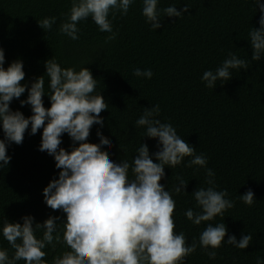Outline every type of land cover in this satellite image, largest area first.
I'll return each mask as SVG.
<instances>
[{
    "label": "trees",
    "instance_id": "1",
    "mask_svg": "<svg viewBox=\"0 0 264 264\" xmlns=\"http://www.w3.org/2000/svg\"><path fill=\"white\" fill-rule=\"evenodd\" d=\"M264 2V0H262ZM176 4L180 10L189 4L183 18L164 17L162 27L149 30L140 14V5L128 16L117 14L112 21L115 41L105 43L107 33L98 31L89 18L82 21L80 39L73 41L58 32L62 14L70 7V0H0V48L4 50L7 66L14 60L23 62L25 80L30 83L45 72L44 62L54 58L61 67L82 63L97 79L96 91L108 104L102 113L103 135L112 143L110 159L131 162L135 150L146 143L150 154L157 151L156 140L143 137L144 129L135 127V120L144 109L159 104L162 122H170L178 134L197 154L208 158V167L215 172L219 189H227L235 207L225 212L224 220L217 216L213 223L224 222L228 234H253V243L245 250L230 245L217 250L214 261L197 249L185 264H255L257 255L264 256V59L252 62L248 70L234 71L233 77L213 90L201 82L205 70L215 69L229 52L250 59L248 30L256 23L253 7L244 0H161L160 7ZM56 16L51 32L42 30L37 21ZM134 68L151 69V79L136 78ZM45 89L47 91V78ZM26 92L20 99H26ZM49 107L48 97H43ZM10 108L30 116V106L21 107L14 99ZM41 130L35 135L26 131L20 145L7 148L11 157L7 167L0 169V225L5 218L21 222L23 215H32L42 223L49 215L64 214L44 203L42 189L53 178H58L54 158L38 151ZM96 126L89 142L97 143ZM3 132L0 130V139ZM71 140L64 134L60 147L70 150ZM190 158H185L187 161ZM153 162H156L153 160ZM189 181L185 191L175 194L176 176ZM131 178V176H130ZM204 169L185 167L165 168L160 181L173 193L175 231H183L190 243L198 238L204 224L195 226L184 216V211L195 207L191 193L204 185ZM254 192L257 202L249 207L239 200L247 190ZM39 236L40 233H37ZM227 239V235L225 237ZM0 247L9 248L0 236ZM51 261L60 251L46 249ZM18 264H24L21 260Z\"/></svg>",
    "mask_w": 264,
    "mask_h": 264
},
{
    "label": "clouds",
    "instance_id": "2",
    "mask_svg": "<svg viewBox=\"0 0 264 264\" xmlns=\"http://www.w3.org/2000/svg\"><path fill=\"white\" fill-rule=\"evenodd\" d=\"M250 2L254 15L257 10L260 13L258 27L251 25L247 33L251 57L244 59L229 52L218 67L203 72L200 79L207 89L223 85L234 71L248 70L252 62L264 59V2ZM137 4L150 31L161 28L164 17L180 19L191 8L187 3L180 10L173 3L160 7L161 0H70L58 32L79 40V25L90 18L99 32L108 34L105 43L115 41L118 30L114 31L112 21L117 14L128 16ZM56 22V16L37 21L44 32H51ZM4 64L5 54L0 48V169L10 162L6 153L12 143L20 145L26 131L35 135L42 129L38 151L52 156L59 169L58 178L49 181L42 195L45 205L64 217L61 220L49 215L42 223L35 222L30 214L20 217L22 223L5 218L0 236L13 251L10 255L9 248L0 247V264H18L21 260L24 264H185L198 248L214 261L222 246L245 250L253 243L252 233H242L237 240L228 234L224 222L213 223L217 216L224 220L225 212L235 207V200L227 189H219L215 172L207 166L208 158L197 154L172 123L158 118L159 104L144 109L135 120V127L144 129L142 138L156 140L157 151L150 154L148 145L140 142L131 162L120 159L117 163L110 159L113 145L102 131L105 122L101 114L108 111V104L96 91L97 79L83 67L89 63H82L77 70L75 66L61 67L56 59L49 58L44 62V74L30 85L21 83L25 80L22 60L12 61L7 68ZM132 75L151 79L154 73L134 68ZM26 90V99H20ZM45 96L50 102L47 108ZM14 99L21 107L30 106L32 114L25 117L21 111L12 110ZM93 126L98 144L89 142ZM64 134L71 140L70 150L60 147ZM182 164L204 169L205 173L206 186L191 193L195 207L184 211L193 225L204 224L198 238L190 243L183 231H175L176 201L160 183L166 167L174 169ZM176 181L175 194H188L185 189L189 181L180 175ZM239 200L249 207L257 202L251 189L239 195ZM58 246L59 253L51 261L46 259V249L56 251ZM255 264H264V256L257 255Z\"/></svg>",
    "mask_w": 264,
    "mask_h": 264
}]
</instances>
